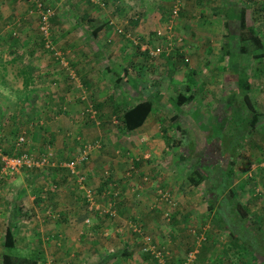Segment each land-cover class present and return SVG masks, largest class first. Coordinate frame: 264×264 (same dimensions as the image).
<instances>
[{"label":"crops","instance_id":"obj_1","mask_svg":"<svg viewBox=\"0 0 264 264\" xmlns=\"http://www.w3.org/2000/svg\"><path fill=\"white\" fill-rule=\"evenodd\" d=\"M100 1H104V4H100L101 6L98 8L96 4L100 3ZM49 2L55 3V5H53L54 8H59L56 10V13L62 11L66 13L65 16H68L67 19L66 17L64 18V20H67L68 22L64 27V33L67 31L69 32L70 28L79 29L82 33L79 35V38H75L76 36L73 35L61 37L63 43H65L63 45L68 47L67 50L69 51L66 56L67 61H63V63H66L68 66L62 65L64 66L62 67V63L57 62L55 58H53L54 61L50 57L42 58V56L46 54L42 52L39 41L41 39L40 36L39 38L36 37V29L34 31L36 23L34 22V19L25 16H23V19L22 16H18L20 20L18 28L21 32L20 37H17L19 40L15 39L16 41H10L7 38L3 43H6L7 45L9 44L11 47L19 45L24 48V51L26 46H32L31 48H34V52L31 55L33 58L26 61V59H28V57L24 55L26 52L20 51L17 46V52L9 50L17 55H12L10 53L11 56L7 57L6 55L8 53H4L2 57H0L3 60V62H1L2 68L0 69L2 70L0 73L3 76L0 79V85L2 84L0 92L3 91L1 94H5L4 98L0 99V104L11 99L10 95L6 93L7 91L16 95L17 98V105L14 110H10L9 108L4 110L0 108L4 113L0 117L2 128H13V130H10L13 132V140L9 139V142L3 140L4 144L2 145L5 146L4 148L6 150L8 149L11 151L13 148V152L24 150L38 154L43 152L46 146L50 145L53 151H55L54 154L57 155V157L70 159L73 154L76 153L83 140L93 138L95 139L94 142L99 141V145L92 149L90 162L85 165L86 174L95 180V185H97L96 187L99 192H103L109 187V184L107 186L106 181H112V185L115 183L114 186L120 188L122 191L120 199L116 201L119 204L121 212L123 211L122 213L125 214L129 213V220L140 218L148 228H154L153 233L155 237L154 239H156L155 241L163 245L168 244L166 241L167 239L161 238L159 235H162L166 230V233H169V236H173V234H175L174 230L176 229L175 227H172L168 230L163 224L152 227L154 225H152L150 221L157 220L161 212V202L157 196L159 191L156 190L157 193L153 196L152 194H148L152 185L149 186L150 189L146 185L142 186L140 184V176L135 173L133 174V172L140 171V174L150 172L153 177L156 173H161L162 170H158L160 165H152V161L148 156H154L155 158L153 159L155 160L160 159L159 155L162 151L154 148L151 144L153 143V140L159 138H155L156 135L159 136L166 131V126H173L170 125L173 122L175 125V129H173L175 131H168V133H177L178 129L185 133L188 129L185 128V126H181H183V124L195 123L196 119L193 118L195 113V117L197 116L201 118L202 123L209 127L206 130L201 129L200 131L208 133L206 139H211L213 136L210 134V131H213V129H211L213 124L217 126H225L231 122L233 116L238 114L237 111H235L234 114L231 113V110L230 113H227L225 110L226 100L224 95L228 94L227 97L230 94L233 95L231 98H228L230 101H233V110L241 106L245 107L247 110L244 113V118H252L251 110H249V107L243 98L244 92L248 91L251 98L250 100L259 115L255 124L253 126L249 125L251 132L248 137L251 140H255L254 145H256L257 148L255 150L256 156H254V159L249 157L248 160L251 161L250 163L252 166L256 167V172L262 168L263 165L260 164L263 161L264 154L263 146L260 141L263 139L259 136V126L262 127L264 125V48H258L260 51L254 49V47H250L248 51L242 50L240 48L241 41H239L235 35H237L236 33H239L238 31L240 28L239 14L244 12L243 18L246 24L245 26H252L257 35L264 42V0H76L74 3H71V1H68L67 3V0H49ZM60 6L63 8L62 10H60ZM26 8L29 9L28 6H26ZM203 9L205 12L214 10L220 13V15H218L220 18L216 19V26H220L222 23L225 28V35L217 39V41L214 38L217 36L215 32L217 33L218 27L211 29V27H214L215 23L209 24L211 19L210 16L206 20L207 23L209 20V25L204 24L203 22L188 24L191 21L193 14L204 12ZM253 10L256 11L254 19L253 17L252 19L248 18V13L253 12ZM54 19L56 21V17ZM60 24V22L57 23L59 26ZM117 28H121L122 32H117ZM135 32L138 33L137 37L144 42L139 48L135 47V44H133L136 37ZM169 32L173 33L175 36L182 37V47L180 46L179 49L168 53L162 52L161 56H149L146 62L144 60V54H146V49L143 48L144 45L151 43V38L155 43H157L156 41L161 42L165 40V35ZM56 33L57 32H54L53 35L51 34L52 42H54V39L61 42ZM203 34L206 43H209L208 47L202 48L201 51L197 49L198 51L194 52H197L198 56L196 54L190 55L189 60L186 61L184 59L185 51L188 50L190 47L189 45L193 46L198 42L200 43L201 40L199 37ZM85 43H91L93 46H85ZM184 44L188 45L184 46ZM216 44H218L217 50L214 48ZM73 45H78L80 48L73 47ZM71 49H75L74 52H71ZM172 54L174 55L171 56ZM199 54H206L209 57L208 60H210L208 61L207 66H204V68H206V73L202 75L204 76L202 80L208 78L209 80L214 81L212 84L208 83L207 88L199 86V89L197 88L198 83H194L193 85L186 83L185 88L189 89V86H191V89L194 91L186 94L189 95V99L185 101H191L192 103L190 109H185V101L180 104L177 102L181 91L176 90L175 88V85L182 86L179 81L184 79L181 78L172 81L170 76H172L173 72H178L184 67H179V65L176 64L179 59H183V63L185 64L184 71L187 72L188 75L195 74L198 70L196 58L199 59L202 57ZM170 58L172 60H170ZM21 59H24L26 63H24L25 65L17 67L14 71L16 72L14 75H19L21 80L17 83V86L13 87L3 78H5L6 73L8 74L7 69L12 70V68H10L11 64L14 65ZM61 59L63 58H60V62H62ZM39 61L45 62L43 65H50L52 67L43 68L42 63H39ZM48 61L50 64L47 63ZM171 62L173 64V69L168 71L164 66L167 63L169 65ZM241 64H243L241 67L243 73L246 74L247 77L245 81H243L244 75L242 76L241 73H238ZM23 68L25 71H22ZM188 68L189 70H187ZM155 72L159 73L158 76L152 75V73ZM12 73L13 71H11V74ZM24 73L31 75V80L27 85V90H29L27 93L24 92ZM222 74L235 75L236 77L235 80L229 82L230 84L227 89H231V85L235 86L236 84L241 85L243 89L226 90V88L219 87V84H216L215 81L221 79ZM239 75L241 79L240 82L238 81ZM188 78L190 77L187 76V79ZM38 80L40 84L37 83ZM43 81L45 82L43 83ZM33 87L36 92L43 93L44 95V100L47 102L46 104L48 106L47 109H44V112H39L30 106V104H33V106L35 104V102L32 103L33 98L30 99V93L33 91ZM170 87L175 93L170 94L169 92L167 98L169 96L170 100H173L171 101L172 104L176 103L175 106L177 104L180 105L181 111L179 113L174 110L169 118L159 117V109L162 107L160 106V99V101H157L158 105L149 110L139 121L133 123L128 116V119H125V112L130 107H133L136 103L141 101L153 102L155 97L159 99V96L163 93L162 91H167ZM214 90L216 93L213 97L218 101L210 103L209 93ZM44 92H46V94ZM155 92H158L159 95H154ZM79 93H81V95H79ZM206 96H208V99L206 100L207 103L205 104L206 111L204 112L199 109L198 113L194 111L193 114H190L193 106L200 108L202 105L195 101L198 100L199 102H202ZM37 97L39 98L40 96L38 95ZM80 99H82L83 102ZM27 101L29 105H26L25 107L22 106V103ZM85 102H91L93 104L96 113H98L96 114L97 120L90 118L88 115L78 116L83 109ZM56 112H59V114L57 115ZM111 113L115 117L114 120H119L117 133H115V129L112 128L114 121L112 115H110ZM180 113L184 115H181ZM8 115L10 116V120L7 119ZM23 117L24 119H22ZM3 119L5 120L4 123L2 122ZM50 119L51 121L49 122ZM159 119L166 122L164 124L166 126H160L158 123V121H160ZM90 120H93L92 122L95 126ZM10 122L12 124H10ZM46 122H49L50 124L44 127ZM127 122L128 124L132 122L134 125L126 126ZM99 123L101 124L100 126L97 125ZM114 126L117 129V124ZM47 128L48 130H46ZM129 130H131L130 137H136V139H134L136 144L134 143L135 145L131 150H126L123 148L130 145L129 140L131 139H121L122 135L119 139L117 135L120 136L123 132V135L127 134ZM21 132L25 135L26 140L21 147H17L15 139H17V135ZM188 132L190 133V130ZM137 133L139 135H137ZM139 136H141V138H139ZM148 137L149 139H146ZM75 138H77V141ZM215 138H217V136H215ZM102 139H109L110 143L107 145ZM40 140L43 144L39 142ZM118 142H120L121 147H116L119 145ZM214 144L212 143L213 146L211 148L207 147L208 149L204 152L205 165L201 164L199 166L202 169L212 167L211 164H219L222 157H226L225 162H227L228 165H231L234 162L229 156L233 155V153L226 148H223L219 143ZM36 145L40 146V148L43 145V149H37ZM101 145H103V147H100ZM105 145H107V147H105ZM221 149H223V151ZM224 149L230 154L224 152ZM133 155H137V159L133 158ZM140 157L141 159L139 161L138 159ZM196 158H199V156ZM141 161H143L142 164L140 163ZM131 162L132 166L135 168L134 171H130ZM102 163L103 166L107 164L108 169H110L108 170V176L111 175V179L110 177L102 178ZM243 166H246V164H243ZM46 167L50 166L40 167L38 170H35V177L40 181H34V187H31V184L29 183L31 180L27 181V183L24 181L28 180L26 177V179L23 180L24 177L21 175L20 171H18V173L15 172L16 174L14 176H11L7 182L4 181L1 185L0 192L3 194H0V205L5 206L9 201V203H11V209L8 210L13 212L9 219L7 215L9 214V211L0 207V218H3V220L6 221L3 234H5L7 225L11 221L15 222L14 229L18 227L16 226L14 213L18 212L20 207L18 203L11 200H19L20 197L23 196L22 201L26 202L24 197H26L25 195L27 194V197L35 199V203H39L38 200L40 199V205L44 202L52 207L56 206L54 210L59 209V207L61 209L69 207L70 209L62 215L66 222L60 223L56 220L51 222L48 221L46 223V230L50 229L51 232H53L51 233L53 236L57 235V237H61L63 234L65 239V242L61 245L60 242L56 243L58 238L55 240V237H53L51 252L57 255L56 253H63V251H65L66 253L70 252L71 254H77L79 256L81 252L87 251L85 248H87L88 251L94 250L97 252L99 249L98 247H102V245H99L97 241L83 239L87 237L83 235L81 236L79 233L83 232L86 235L89 232L82 229L76 232V229L73 227L75 222V227L83 225L84 228L86 224L82 217L77 219L78 221H75V213L71 216L72 212L75 210L74 206L76 200L79 199V194H77L78 188L74 180L69 176V169L67 167L61 169L58 165L51 166L53 169L50 170ZM230 169H232V165ZM245 171H248V169ZM54 180L64 183L60 184V191H56L58 185L55 189H53L54 187H51L54 183L52 181ZM43 182H45V184ZM242 184L243 183H241V185ZM228 187L229 186H227V188ZM33 190L39 192L35 193ZM172 190L173 194L178 197L179 200H182V208H180L178 204L174 213L177 212L176 215H178L181 211L182 213L180 214L184 217L183 215L186 214L184 209L186 206L185 201L190 199L185 193H183V191H181L180 184L172 186ZM210 193L212 195L213 191L210 190ZM143 197L145 198L141 201L136 200ZM30 202V204L34 206V202ZM206 204V199L203 197L201 199L198 198V200L196 199V201H193V204H191L189 208H186V210L190 209L191 212L195 209V206H197L202 214H206L205 211H208L206 209ZM34 208L36 209L35 206ZM20 209L22 210V208ZM48 210L46 211H53L49 208ZM53 215L54 214L52 213V215L49 214L48 216ZM95 216L96 218L93 220L95 223L93 224L92 221V225H102V223H100L101 217L99 215ZM46 219L50 218L46 217ZM52 220L54 219L52 218ZM175 221H177V219H173L172 225L178 226ZM219 224L221 225L220 222ZM157 227H160L161 230ZM119 228L120 227H116L117 230H119ZM50 230H47V232L44 231V233H49ZM210 231L213 234H217L215 229H211ZM184 234L185 232L183 230L177 232L179 247ZM3 243L4 238L3 241L0 242L1 254L4 250ZM106 245L107 244L104 243L102 248L104 249ZM125 245L128 246L129 243H125ZM212 245L213 243H211L210 239L205 242V246L207 247ZM211 252H213V250ZM136 255L139 257V254ZM214 256L217 258L215 254ZM1 260L2 255L0 256V264ZM197 261L199 262V259ZM201 262L207 264L209 259H207V256L203 255L200 258V263Z\"/></svg>","mask_w":264,"mask_h":264},{"label":"rangeland","instance_id":"obj_2","mask_svg":"<svg viewBox=\"0 0 264 264\" xmlns=\"http://www.w3.org/2000/svg\"><path fill=\"white\" fill-rule=\"evenodd\" d=\"M35 0H0V57H2V55L4 53H8L6 56L10 57V53L12 55H17L9 50H13L16 51V47L20 50V51H24V48L20 47L19 45H16L15 47H11L9 46V44L7 45L6 43H3V41H5L7 38L10 40L11 38L8 37L10 34L12 37H14L13 35V30L16 31L17 35L14 38L20 37V31L18 28V24H19V17L22 16V18L24 19L23 16L25 17H32L34 19V22L36 23V25L34 26V31L36 29V37L42 38L43 36L40 32L39 29V13L38 11L35 9ZM41 1V0H40ZM71 1V3H74V1L76 0H67ZM43 3L47 6H50L51 8H54L53 5H55V3L53 2H49V0H43ZM95 3V2H94ZM97 3V2H96ZM106 4V3H105ZM65 5V4H64ZM94 5V4H92ZM97 7L99 8L101 5L100 3L96 4ZM95 5V6H96ZM26 6L29 7V9L26 8ZM105 6V5H104ZM58 7V6H57ZM26 8V9H25ZM228 8V7H227ZM225 8V9H227ZM24 9V10H23ZM59 8H54V13L51 16V26H50V31L51 34L53 35L54 32H57L56 34H58V39L61 42H58L57 40H53V44H54V48L53 49H47L44 46V42L42 40L40 41V45H41V49L42 52H44L46 55H43L42 58L44 57H50L52 60L53 58H55V60L59 63H62V65L68 66L66 63L64 64L63 61H67L66 56L67 53H69V51L67 50L68 47H65L63 44V40L61 39V37H65L68 35H73L76 36L75 38H79V35L82 33L81 30L76 29V28H70L69 32L67 31L66 33H64V27L65 25L68 24L67 20L65 21L64 18L66 17V19L68 18V16H65L66 13L65 12H57L56 10ZM62 6H60V10H62ZM28 12H27V11ZM22 11V12H21ZM204 12H200V13H195L192 16L191 21L188 24H197L200 22H203L204 24H208L207 23V18L210 16V23L209 24H214V27H211V29H215V27H218V31L217 33L215 32V34L217 36L214 38L216 41L217 39L223 37L225 34L224 32V26L221 25L220 26H216L217 23V18H220L218 15H220V13L218 11H206L203 9ZM27 16H26V15ZM168 14V12H167ZM256 14V11L253 10V12H249L248 13V18L253 17ZM56 17V21L55 18ZM59 21L61 24L60 26L57 25V22ZM64 24V25H63ZM208 24V25H209ZM139 31V30H136ZM223 31V32H222ZM136 33V32H135ZM51 34L49 35V37L52 39ZM138 33H136V37H135V42L133 44H135L134 46L139 48L140 45H143L144 42L142 41V39H138ZM184 38V37H183ZM200 40L201 42L194 44L193 46L189 45L190 47L188 48L187 51H185L184 54V59L186 61L189 60V56L190 55H194V54H198L197 52L194 51H198L197 49H199L200 51L202 50V48H206L208 47L209 43H206L205 38H204V34L200 35ZM194 40V39H193ZM151 43H148L147 45H154V44H159L160 42L156 41L157 43L154 42V40L151 38ZM90 44V45H89ZM85 43V46H93L91 43ZM7 45V46H6ZM188 45V44H186ZM184 44V46H186ZM77 47L80 48V46L78 45H73V47ZM181 46V44L179 45V47ZM218 44H216L214 46V48L217 50ZM24 47V46H23ZM32 46H26L25 51L26 52L24 55L26 57H28V59H26V61L31 60L33 57H31V55L33 54V50L34 48H31ZM179 47L173 48L171 51H175L177 49H179ZM182 47V46H181ZM31 48V49H30ZM76 48V50H77ZM40 50V49H39ZM75 49H71V52H74ZM41 51V50H40ZM145 51V50H144ZM170 51V52H171ZM206 51V49H205ZM209 51V50H208ZM183 52V49H182ZM189 52V53H188ZM21 53V52H20ZM200 53V52H199ZM162 52L154 55V56H161ZM19 55V53H18ZM174 54H172L171 56H173ZM188 55V56H186ZM201 55V54H199ZM150 55L148 54L147 50H146V54H144L145 57V61L147 62V59ZM198 56V55H197ZM202 57H200L199 59L196 58L197 60V67L198 70L195 74L192 75H188L187 72L184 71L185 69V64L183 63V59H179L177 60L176 64L179 65V67H183L180 69V71L178 72H173L172 76H170V79L173 80H177V79H184L182 81H179V83L182 84V86L179 85H175L176 90L181 91L182 93L188 94L192 91H194L193 89H191V86H189V89L185 88V84L189 83V84H196L197 88L199 89V86L207 88L208 87V83L212 84L214 80H209L208 78H206V80H202L204 78L205 69L204 66H207L208 64V56L205 55H201ZM186 57V58H185ZM41 58V60H42ZM60 58L62 62H60ZM156 59V58H155ZM158 59V58H157ZM170 60H172L170 58ZM169 60V62H170ZM26 61L24 59H21L18 61V63L16 64H11L12 70L7 69L8 74L6 73L5 81H8L10 85H12L13 87L17 86V83L20 82L21 77H19V75H14L16 72H14L16 70L17 67H20L22 65H25L24 63H26ZM54 61V60H53ZM153 61V59H152ZM3 60L2 58H0V69L2 68V63ZM242 62V61H241ZM42 63V65L45 62H40ZM48 64L49 61L47 62ZM243 63V62H242ZM203 66H201V65ZM213 64V63H212ZM243 64H241L240 68L238 69V73H241V75L243 77V81L246 80V74L243 73V69L241 68ZM43 68L45 67H52L50 65H43ZM64 67V66H62ZM140 67V66H139ZM166 68V70L168 69V71H171L173 69V64L172 62L168 65L165 64L164 66ZM191 68V67H190ZM189 70V68L187 69ZM2 70H0L1 72ZM11 71H13V73L11 74ZM153 71V70H152ZM204 71V72H203ZM208 71V70H207ZM228 72V71H227ZM226 72V73H227ZM167 73V72H165ZM170 73V72H169ZM25 74V73H24ZM158 72L152 73V75H156L158 76ZM187 76L190 77L187 79ZM3 76L0 73V79ZM29 77H31V75H29ZM187 79V81H186ZM236 77L235 75H224L222 74L221 79L216 80V84H219L218 86L221 88H226V90H231V89H235V90H241V88L243 89V87L239 84L231 85V89H227L228 85L230 84L229 82L232 80H235ZM37 81V80H36ZM45 81H43L44 83ZM38 84H40L39 80L37 82ZM37 85V84H36ZM2 86V84L0 85V87ZM79 87V86H78ZM27 86L24 87V92L27 93L29 90H27ZM194 88V87H192ZM6 90V89H5ZM33 91H31L30 93V99L33 98L32 103L35 102L34 106L33 104L30 106L35 108L37 111H42L44 112V109H47V102L44 100V95L43 93L40 92H36L35 88H32ZM217 90V89H215ZM213 91L211 93H209V101L210 103L215 101L217 102L218 100L215 99L213 96L215 95L216 91ZM172 88L170 87V89L163 90L162 95L159 96L158 98H154L155 100H153L152 103V108L156 107L158 104L157 101H160L161 99V105L162 106L159 111L160 113H158V115H160L159 117H166L169 118L171 117V114L174 112V110L179 113L181 110L180 105H176L172 104L170 100L169 96V100L167 98L168 93H175L174 91L172 92ZM3 93V91L0 92V99L4 98L5 94H1ZM7 94L10 95L9 100L4 101L3 104H0V108L7 110V108H9L10 110H14L15 106L17 105V98L16 95H14L13 93L10 92H6ZM46 94V92H44ZM40 96L39 98L37 96ZM42 95V96H41ZM79 95H81V93H79ZM86 95V94H85ZM154 95H159L158 92H155ZM228 94L224 95L225 100H226V107L225 110L227 111V113H235V111L238 112L237 115L233 116L231 122L225 126H217L215 124H213L211 126V129H213V131H210V134L213 136V138L206 139V136L208 137V133L206 132H201L200 130H206L209 127H207V125L202 123V119L199 117H195V113L194 111H196L198 113V110H202V111H206V107L205 104L207 103L206 100L208 99V96L204 97V100L202 102H199L198 100H196L195 102L202 104L200 108H198L197 106H193L190 114H193V118L196 119L195 123H191V124H183L184 127L187 128L188 130L184 133L183 131H181L180 129L177 130V133H168V131H172L174 132L175 127L173 122L170 125L173 126H166L164 125L166 122L160 120L158 121V123L160 124V126H166V131H164L162 134H160L159 136L156 135L155 138H157V140H153V143L151 144V146H153L154 148H157L158 150L162 151L161 154L159 155L160 159H153L155 158L154 156H148L151 161H152V165H160V168H158V170H162L161 173L159 172L158 174L156 173L155 176H151L150 172L147 173H143L140 174L139 172H135L133 169V174L135 173L136 175L140 176V181H141V185L142 186H149L152 185L150 192L148 194H152V196L154 194L157 193L156 190L159 191L160 188H162L163 190H165L168 194H169V199L170 201H168L165 198H160V195L158 194V198L161 202V212L159 217L157 218V220H152L150 221V223L154 226L152 227H156V225H165V227L169 229H171L172 227H175L176 230H174L173 236H169V233H166V230L164 228H162L163 230H165L163 232L162 235H159L161 238H166L168 244H165V249L168 251V255L166 256V263L167 264H178L180 263V261L183 259L182 257L187 256V253L190 249L195 247L196 244V240H197V233L198 231L201 233H205V237L203 239H200V242L198 243V246L196 244V247L199 249L198 253L196 254V258L194 259V261L190 264H203L202 262L200 263V258L205 255L207 256V259H209V264H259V262L254 259L252 257V255L245 250V247L240 245L239 243H235V239L232 238L230 236V234L228 233V230L226 228H224L222 226V224H219V221L217 220V215L215 212V208L216 210L219 208H222L225 214V211L227 210V208H229V206H226V210H225V204L229 203V199L230 197V189L227 188L225 189L222 194L223 195H217L216 197L214 196L212 199L213 202V209L212 210H208L205 211L206 214H202V212L200 211L199 207L195 206V209H193L190 212L189 206L191 204H193V201H196V199L198 200V198H204L207 200V198L211 195L210 190L212 188H216V189H220L224 188L225 186H227L228 184H231L230 186H232L234 188V197L235 200L238 201L240 204H242L248 211V215L245 218V220H250V219H256V221L260 222L262 227L264 228V158L263 161L260 165H263L261 169H259L256 172V167L251 165V161H249V157H252L254 159V156H256V145H254L255 140H251L249 139V135L251 132V129L249 127V120L250 117H245L244 118V113L247 110V108L245 107H239L236 108L235 110H233V101H230L228 98H231V96L233 95H229L227 97ZM87 97V96H86ZM227 97V98H226ZM45 102H44V101ZM82 102L83 100L80 99ZM89 100V99H88ZM91 101V100H90ZM171 103V104H170ZM191 101H185L184 102V106L185 109H190L191 106ZM204 103V105H203ZM22 106H26L29 105L28 101L22 103ZM88 102L84 104L83 109L81 110V112L79 113L78 116H83V115H87L84 113V111L86 110ZM21 105V103H20ZM167 105V106H166ZM209 105V104H208ZM151 108V109H152ZM4 113L2 112V110H0V117L1 115H3ZM56 114L58 115L59 112H56ZM98 114V113H96ZM181 114V113H180ZM112 115V113L110 114ZM184 115V114H181ZM239 115V116H238ZM117 117V116H116ZM192 118V116H191ZM5 119V118H4ZM3 119V123L4 120ZM7 119L10 120V116H7ZM24 119V117L22 118ZM93 119V118H92ZM95 119L97 120V117L95 116ZM94 119V120H95ZM112 119H113V124H117V129L114 125H112V128H114L115 133H117L118 130V122L119 120L115 119V117L112 115ZM163 119V118H162ZM13 120V119H12ZM99 120V118H98ZM51 121V119L49 120V122ZM93 121V120H92ZM90 120V122L95 126V124ZM49 122H46V124L44 125V127H46L48 124H50ZM168 122V121H167ZM90 123V124H91ZM10 124H12L10 122ZM97 125H101L100 123ZM249 127V128H248ZM263 127V128H262ZM259 126V131H260V137L263 139L262 141H260V143H262L263 146V154H264V125L263 126ZM174 128V129H173ZM40 129V128H38ZM13 130L12 127H3L2 128V124H0V143L4 144V141H8L9 139L13 140V132L10 131ZM48 130V128L46 129ZM45 130V132H46ZM190 130V133L188 132ZM200 131V132H199ZM124 133V132H123ZM123 133L120 134V136L117 137L120 139L121 135V139H126L129 140L130 145H128V147H125L123 149H129L131 150V148L134 147V145L136 144L135 140L136 137H130V133L131 130H129V132L127 134ZM201 133V134H200ZM206 135H205V134ZM133 134V133H132ZM137 135H139L137 133ZM4 136V137H2ZM215 136H217V138H215ZM81 137V135H80ZM4 138V139H3ZM139 138H141V136H139ZM6 139V140H5ZM116 139V136H115ZM146 139H149L146 138ZM4 140V141H3ZM75 140L77 141V138H75ZM95 139H88V140H83L80 147L78 148V150L76 151L75 154H73V157L76 156L77 153H79L81 151V149L83 148V145L85 144H91L93 145V143H100L98 142H94ZM107 145L109 142V139H102ZM119 141V140H118ZM146 141V140H145ZM9 142V141H8ZM39 142H41L43 144V142L40 140ZM79 142V141H78ZM147 142V141H146ZM135 143V144H134ZM208 143V144H207ZM212 143H219L223 148H226L228 151H230L231 153H233V155H229L231 159L234 160V162L231 164L232 165V174L228 173V169L229 167H231V165L227 162H225V158L222 157L219 164L213 165L211 164L212 167L210 168H206L205 170L201 169V167H197V169L200 172H208L210 173L209 176L211 177V180H208L207 177L203 178L198 184L192 183L188 176L190 174V172L193 170L194 167V163L197 156H201L203 157L200 161V165L203 164L205 165V159H204V152H206V149H208L207 147H212ZM119 145H117L116 147H121L120 142H118ZM107 145H105V147H107ZM215 145V144H214ZM5 147V146H3ZM43 147V145H42ZM41 147V148H42ZM96 147V146H95ZM100 147H103V145H101ZM99 147V148H100ZM36 148H40V146L36 145ZM40 148V149H41ZM43 149V148H42ZM94 149V147L92 148ZM92 149L90 154L92 153ZM121 149V148H120ZM226 149H224V152L230 154ZM45 150V149H44ZM43 150V151H44ZM223 151V149H221ZM4 151L7 152V150L4 148ZM12 152L14 151L13 148L11 150ZM21 151V150H19ZM17 151V152H19ZM17 152H13V153H17ZM30 153H32V151H28ZM55 152V151H54ZM35 154V153H34ZM57 157V155H55ZM137 155H133V158L137 159ZM59 160H68V159H63L60 157H57ZM70 158V159H71ZM91 156L89 155V158L87 161H85V163L82 164V171H84L85 175H86V179L83 182V186H81V184L78 183V181L73 178V176H70L71 179L74 180L77 188H78V193L79 194V199L76 200V204L74 206V211L72 212V215H74L75 213V217L76 220L80 219L82 217L83 221H85V218H89L88 222H84L86 225L83 228V225L77 226L75 227V223H74V228L76 229L75 231L78 232L79 230H86L87 232H89L88 234L85 235V233L80 232L79 234L82 236H85L87 238H83V239H87L90 241H97V243H99V245H102L106 243L107 245L104 247V249L102 247H98L99 249L97 250V252H95L94 250L92 251H88L87 248H85L87 251L81 252L80 256L77 254H71L70 252L66 253L65 251L60 252V253H56L57 255H55V253L51 252V247L53 246V240L52 238L55 237L56 243L60 242V244L62 245V243L65 242V239L63 237V234L61 235V237H57V235H52L51 230L49 233H44L47 232L45 226L46 223L49 221H59L60 223H64L66 222L64 220V217L62 216L64 212L69 211V207H67L66 209H61L59 207V209L54 210V207L50 206L48 203H44L42 202V204L40 205V199L38 200L39 203H35L34 202V198H29L27 197L28 195L26 194L24 197V200L26 202L22 201L23 196L20 197L19 200H11L14 201L15 203L19 204V207L22 208V210L19 208L18 212H15V221H16V227L15 228V243H16V248L17 251L19 253H28L31 252L33 249L39 250L41 253V257H40V261L38 264H46V262L51 261L52 264H95V263H100V264H160V262L155 259L154 257H152L149 254H146L145 252H143V250L141 249L142 245H143V234L144 233H148L153 240L155 241L156 239H154V228L150 229L147 227V225L145 223H143L140 218H136L134 220L130 219L129 220V213L125 214L121 212V209L119 207V204L116 202L117 205H115V209L114 208H110L109 210L111 211H105L102 208H106L107 207V201H106V196L102 195V193H99L98 189H97V185H95V180L93 178H91L89 175L86 174V170H85V165L88 164L90 162ZM141 157L138 159L140 161ZM248 160V161H247ZM105 163V162H103ZM101 168L102 169V178H107L110 177L111 179V175L108 176V174L105 172V170H110L107 167V164H105ZM141 164L143 163V161L140 162ZM197 164V163H195ZM243 164H246V166H243ZM61 169L64 168V166H59ZM138 167V166H136ZM246 167V168H244ZM40 167L36 168V169H29V168H25V167H20L18 169V171L21 172V175H23V180L24 179H28V180H24L26 183L27 181L31 180V182H29L31 184V187H34V181L38 182L40 180H38L35 177V170H38ZM49 170L53 169V167H46ZM105 168V169H104ZM25 169V171H24ZM135 169V168H134ZM246 169H248V171H245ZM18 171H16V173H18ZM65 171V170H63ZM219 172V176L218 178L213 177L216 175V173ZM16 173H9V174H5L2 175L0 177V187L3 184L4 181L7 182V180L11 177L14 176ZM228 174V175H227ZM230 174V175H229ZM26 177V178H25ZM225 177V178H224ZM53 180V179H52ZM70 180V179H69ZM11 181V180H10ZM33 181V182H32ZM106 181V180H104ZM54 183H56L58 185V188L56 191H60L61 189V185L60 184H64L58 182V180H54L52 181ZM110 181H107V186L109 184ZM180 182V183H178ZM45 184V182H43ZM241 183H243L241 185ZM34 184V185H33ZM180 184V189L181 191H183V193H185L187 195V197L190 199L188 201H185L186 206H185V215H183L184 217H182V215L180 213H182L180 211V213L178 215L177 212L174 213L176 207L180 206V208H182V200H179L178 197H176L173 194V190H172V186H176ZM87 189H90L91 191H93L94 193H96L95 199H96V203L99 205V207L97 208H92L90 209L88 207V205H86L85 199L86 197L83 196V192H86ZM10 190V189H8ZM80 191V192H79ZM35 193H38L39 191H34ZM219 192V191H218ZM93 193V194H94ZM159 193V192H158ZM0 194H3L0 192ZM184 194V195H185ZM213 194V193H212ZM10 195V194H9ZM81 195V196H80ZM122 195V191L120 189L119 191V199ZM38 196V195H37ZM41 197V196H40ZM138 197V196H137ZM155 197V196H154ZM143 198H139L136 199L137 201H141ZM29 200V202H28ZM30 201H33L34 206L36 207V209L34 208V206H32L30 203ZM157 201V200H154ZM153 201V202H154ZM208 204V202H207ZM160 205V203H159ZM7 208H6V207ZM0 205L1 208H4L6 211L8 209H11V203H9V201L7 202V205ZM48 208L53 210L52 212L48 213ZM179 208V207H178ZM108 209V208H107ZM113 209V210H112ZM207 209V207H206ZM48 210V211H46ZM9 211V210H8ZM110 212H112L110 214ZM165 212H168V216L167 214L165 215ZM11 213V214H10ZM11 211H9L8 218L10 219L12 216ZM51 213H53V216H48L49 214L52 215ZM6 214V212H5ZM240 214V212H239ZM58 215V216H57ZM95 215H99L100 218V223H102V225L100 224L99 226L96 225H92V221L96 218ZM119 216V217H118ZM46 217H49L50 219H46ZM52 218L54 220H52ZM239 219H232L233 222L237 221L238 222H243V218L241 217H236ZM241 218V219H240ZM103 219V220H102ZM173 219H177L176 225L178 226H173ZM126 220V221H125ZM231 221V219H230ZM35 223V224H34ZM95 222L93 221V224ZM158 223V224H157ZM6 225V221L3 220V218H0V242L3 241L4 238V234H3V230L5 228ZM93 226V227H92ZM251 226H255L254 223L251 224ZM41 227V228H40ZM116 227H120L119 230L116 229ZM140 227L141 230H137L135 229ZM160 228V227H157ZM183 228V229H182ZM211 229H215L217 234H213L211 233ZM161 230V228H160ZM183 230L185 232V234L183 235V239L182 242L180 243V247H179V243H178V236H177V232ZM195 230V231H194ZM38 231V232H37ZM170 232V231H169ZM59 233V232H58ZM239 233H241V230L239 231ZM55 234V233H54ZM182 235V234H181ZM239 237V236H238ZM244 238V236H243ZM208 239L211 240V243H213L212 246L207 247L205 246V242L208 241ZM158 244H161L157 241H155ZM125 243H129L128 246L125 245ZM163 245V244H162ZM1 246V245H0ZM96 246V245H95ZM98 246V245H97ZM212 248V249H211ZM176 249V250H174ZM96 250V249H95ZM213 250V252H211ZM123 251L126 253H123ZM117 252V253H114ZM114 253V254H113ZM136 254H139L137 257ZM146 254V255H143ZM214 254L217 256V258L214 256ZM1 252H0V256H1ZM144 256V257H143ZM106 259V260H105ZM180 259V261H179ZM199 259V262L197 261ZM104 260V261H103ZM207 263V264H208ZM206 264V263H205Z\"/></svg>","mask_w":264,"mask_h":264},{"label":"built area","instance_id":"obj_3","mask_svg":"<svg viewBox=\"0 0 264 264\" xmlns=\"http://www.w3.org/2000/svg\"><path fill=\"white\" fill-rule=\"evenodd\" d=\"M34 2H35V9L38 11L39 17H40L39 18V29L44 39V46L47 49H53L54 44L52 42V39L49 37V35L51 34L50 19H51L52 14L54 13V8H51L50 6L45 5L43 3V0L41 1L35 0ZM100 4L103 5L104 1H100ZM116 30L117 32H122L121 28H117ZM181 41H182V37L175 36L173 33L169 32L165 35V40L161 41L159 44H154L152 46L145 44L143 48L147 50L150 56H154L160 52H166V53L170 52L173 48L179 47V45L181 44ZM84 113L87 114L90 118L95 119L96 110L93 107V104L91 102H88ZM25 140H26V137L23 134V132L19 133L17 135V139H15L16 146L21 147L22 144L25 142ZM98 145L99 144L97 143H93V145L84 144L81 151L77 153L75 157L62 161V160H59L55 156L54 151L50 147V145L46 146L45 150L38 154L30 153L24 150H21L17 153L10 154L4 151V147L0 143V177L5 174L15 173L16 171H18L20 167L36 169L38 167L58 165V166L67 167L69 169L70 176H73V178H75L78 181V183L81 184V186H83V182L86 179V175L84 171H82V164L88 160L91 149ZM133 168L134 167L132 166V162H131L130 171H132ZM105 172L109 174L108 170L107 171L105 170ZM112 183L113 182L111 181L109 187L105 191L102 192V195L106 196L105 199L107 201V204H106L107 207L102 208L105 211H111L109 210L110 208L115 209L116 201L119 199L120 188L115 187L114 186L115 183L113 185ZM51 187L52 188L54 187L53 189H55L57 187V184L53 183ZM93 193L94 192L91 191L90 189H87L86 192H83V196L86 197L85 199L86 205H88L90 209L94 207L95 208L99 207L95 199L96 193L94 194ZM158 194L160 195V198L162 199L165 198L168 201H170L169 194L165 190L159 189ZM166 214L168 216L169 213L165 212V215ZM85 221L88 222L89 218H85ZM135 229L139 231L141 230L140 227L138 228L135 227ZM204 235L205 233H201L198 231L196 235L197 246H198V243L200 242V239L205 238ZM142 238H143V245L141 249L143 250V252L157 259L160 262V264H167L165 261L167 258L166 256L168 255V251L165 249V245L156 243L148 233H144ZM196 244L194 248L188 251L187 256H184L182 261L178 264H190L194 261V259L196 258V254L199 251V249L196 247ZM46 264H52V262L48 261L46 262Z\"/></svg>","mask_w":264,"mask_h":264},{"label":"trees","instance_id":"obj_4","mask_svg":"<svg viewBox=\"0 0 264 264\" xmlns=\"http://www.w3.org/2000/svg\"><path fill=\"white\" fill-rule=\"evenodd\" d=\"M244 12H241L239 14V33H236L237 38L239 41H241V45L240 48L242 50H249L250 47H254V49H263L264 48V42L262 41V39L257 35V33L254 31V28L252 26H248L246 27L245 22H244ZM231 21V20H230ZM229 22V20H228ZM227 22V23H228ZM232 32V31H231ZM13 36L16 37V31L13 30ZM52 36V35H51ZM10 37V41H16L15 39L19 38H14L11 36V34L8 36ZM234 38V37H233ZM44 42V39H40ZM258 49V50H259ZM260 51V50H259ZM260 54V53H258ZM14 60V59H13ZM22 71H25V69L23 68ZM24 84L25 86H27L31 80V77H29V74H24ZM238 81L240 82V75L238 77ZM244 101L246 102L247 106L249 107V110H251L252 113V118H250L249 120V125L253 126L258 118V112L256 111L253 103L251 102V98L249 96L248 91L244 92L243 95ZM189 99V95H186L185 93H180L179 97H178V104H180L181 102L188 100ZM176 104V103H175ZM152 108V103L151 101H141L136 103L133 107H130L126 112H125V119H131V121L133 123L139 121L140 119L143 118V116ZM26 112V111H25ZM128 116V118H127ZM129 123L127 122L126 126H132L133 123ZM179 124V123H178ZM177 124V125H178ZM134 125V124H133ZM176 125V127H177ZM175 127V125H174ZM249 128V127H248ZM220 145V144H219ZM7 152L10 154H13V152L9 151L7 149ZM197 163V164H195ZM194 163V167L193 170L190 172L188 178L192 183L198 184L203 178L207 177L208 180H211V177L209 176L210 173L208 172H200L197 167L200 166L199 160L196 159ZM202 169V168H201ZM228 173L232 174V170L227 168ZM205 170V169H203ZM219 172L216 173L215 176L218 178L219 176ZM229 174V175H230ZM228 175V174H227ZM225 178V177H224ZM107 183V181H106ZM110 185V183H109ZM227 186H229L228 188L230 189V199H229V203L225 204V210H226V206H229V208H227V210L224 211L222 208H219L216 210V215H217V220L222 224V226L224 228H226L228 230V233L230 234V236L232 238L235 239V243H239L240 245L245 247V250H247L254 259H256L259 264H264V228L262 227L261 223L256 221V219H250V220H245V218L248 215V211L247 209L240 204L238 201L235 200L234 197V188L232 186H230V184H228ZM227 186H225L224 188L220 189H216L215 187L212 188L211 190L213 191V194L210 195L207 198V210H212L213 209V202H212V198L217 195H223L222 192L225 190V188H227ZM219 191V192H218ZM102 193V192H99ZM240 212V214H239ZM111 214V213H110ZM112 215V214H111ZM114 215V214H113ZM236 217H241L243 218V222H238L235 221L233 222L232 219H239ZM240 218V219H241ZM231 219V221H230ZM254 223L255 226H251V224ZM14 221H11L8 223L5 234H4V250L2 252V260H1V264H38V261L41 257V253L39 250L33 249L31 252L28 253H19L17 251L16 248V243H15V229H14ZM241 230V233H239V231ZM239 236V237H238ZM244 236V238H243ZM206 238V237H205ZM117 253V252H114ZM113 253V254H114ZM123 253H125L123 251ZM126 254V253H125ZM147 254V253H146ZM184 258V257H182Z\"/></svg>","mask_w":264,"mask_h":264},{"label":"flooded vegetation","instance_id":"obj_5","mask_svg":"<svg viewBox=\"0 0 264 264\" xmlns=\"http://www.w3.org/2000/svg\"><path fill=\"white\" fill-rule=\"evenodd\" d=\"M202 158H203V157H201V156L199 157V159H198V160H199V163H200V161H201Z\"/></svg>","mask_w":264,"mask_h":264}]
</instances>
